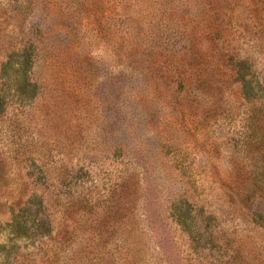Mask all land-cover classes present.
<instances>
[{"label": "rangeland", "instance_id": "1", "mask_svg": "<svg viewBox=\"0 0 264 264\" xmlns=\"http://www.w3.org/2000/svg\"><path fill=\"white\" fill-rule=\"evenodd\" d=\"M0 264H264V0H0Z\"/></svg>", "mask_w": 264, "mask_h": 264}]
</instances>
